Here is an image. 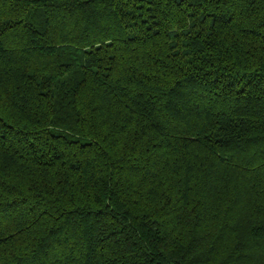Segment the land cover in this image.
Listing matches in <instances>:
<instances>
[{
  "label": "trees",
  "instance_id": "1",
  "mask_svg": "<svg viewBox=\"0 0 264 264\" xmlns=\"http://www.w3.org/2000/svg\"><path fill=\"white\" fill-rule=\"evenodd\" d=\"M0 264H264V0H0Z\"/></svg>",
  "mask_w": 264,
  "mask_h": 264
}]
</instances>
